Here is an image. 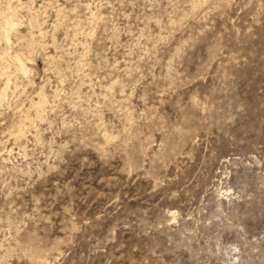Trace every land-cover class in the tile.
Instances as JSON below:
<instances>
[{"label":"rangeland","instance_id":"1","mask_svg":"<svg viewBox=\"0 0 264 264\" xmlns=\"http://www.w3.org/2000/svg\"><path fill=\"white\" fill-rule=\"evenodd\" d=\"M20 2L0 264H264V0Z\"/></svg>","mask_w":264,"mask_h":264},{"label":"bare ground","instance_id":"2","mask_svg":"<svg viewBox=\"0 0 264 264\" xmlns=\"http://www.w3.org/2000/svg\"><path fill=\"white\" fill-rule=\"evenodd\" d=\"M10 2H12V0L10 1ZM9 1H8V3H10ZM44 2V1H43ZM8 3H7V5H8ZM200 3V2H199ZM25 4V3H24ZM201 4V3H200ZM22 5H23V3L22 2H20V0H13V2L12 3H10L8 6H7V10H5L6 12H4V14L2 15L3 16V19L2 18H0V19H2V22L0 23V32L2 33L1 35H3L2 36V39L6 42L4 45H7V44H10V38H11V34L14 36V35H17L18 33H19V29H18V26H19V23H18V14H19V12L21 11L20 10V8L22 7ZM45 5V4H44ZM57 6H58V4H57ZM56 6V7H57ZM6 7V6H5ZM61 7V10H63V8H62V6H60ZM25 8H27L26 6H25ZM33 9V8H32ZM58 9H59V7H58ZM26 10H28V8L26 9ZM60 10V9H59ZM59 10H57V11H59ZM29 11V10H28ZM64 11V10H63ZM37 12V11H36ZM93 13V12H92ZM2 14V13H1ZM0 14V15H1ZM33 14V13H32ZM61 14H62V11H61ZM91 14V13H90ZM58 15H60V14H58ZM92 15V14H91ZM93 15H95V14H93ZM32 16V15H31ZM37 16V15H36ZM91 19V18H90ZM89 22V21H88ZM22 23V22H21ZM29 25H30V23H29ZM37 25V24H36ZM77 25V24H76ZM28 27V26H27ZM32 26H30V28H31ZM32 30L33 29H31V31L30 32H32ZM35 32L37 31V30H34ZM40 31V30H39ZM38 31V32H39ZM15 33V34H14ZM29 33V32H28ZM33 33V32H32ZM31 33V34H32ZM30 34V35H31ZM35 34V33H34ZM41 34V33H40ZM1 38V37H0ZM22 38V37H21ZM26 39H28V38H26ZM31 42H33V41H31ZM25 43H26V41H25ZM29 43H30V40H29ZM3 45V46H4ZM33 45V44H32ZM31 45V46H32ZM28 46H30V45H28ZM5 48H8V47H5ZM12 49V48H11ZM17 49V48H16ZM15 49V50H16ZM7 50V49H6ZM4 52V51H3ZM25 52V51H24ZM5 53V55H4V57H5V59H6V63H4V66H0V99L2 100V95L4 94V92H5V90L9 87L10 88V86H11V84L14 82L13 80H14V77H16V76H27L28 75V73H29V71H30V69H29V66H28V63H27V61H26V56L24 55V53L23 52H21L19 49L18 50H16V51H11L10 49L8 50V51H5L4 52ZM26 55H28V54H26ZM45 55V54H44ZM47 55H50V54H48L47 53ZM2 56V55H1ZM52 58V57H51ZM50 58V59H51ZM4 59V60H5ZM49 59V58H48ZM50 59H49V61H50ZM28 60V59H27ZM46 60H47V58H46ZM2 61V60H1ZM50 64V63H49ZM17 78V77H16ZM15 78V79H16ZM21 78V77H20ZM18 79V78H17ZM16 79V80H17ZM29 79V78H28ZM19 83V82H18ZM15 84H17V83H15ZM20 84V83H19ZM43 85V84H42ZM42 85H41V87H42ZM14 86V85H13ZM18 87V86H17ZM41 89H43V88H41ZM38 90H39V87H38ZM6 91H9V90H6ZM42 91V90H41ZM13 92V91H12ZM40 92V91H39ZM39 92H37V90H36V93H38L39 94ZM43 92V91H42ZM45 93V92H44ZM55 93V92H54ZM42 95H43V93H42ZM3 96H5V95H3ZM33 97V96H32ZM38 97V96H37ZM4 98V97H3ZM45 98V96H42V97H40V99H38L39 101H37L35 104H36V106L37 107H40V106H43L44 107V105H42V103H43V99ZM36 99V98H35ZM0 100V101H1ZM29 100H30V98H29ZM33 100V99H32ZM34 101H36V100H34ZM45 101H47V99L45 100ZM33 103V102H32ZM33 103V104H34ZM29 104H31V103H29ZM28 107V106H27ZM32 107H34V106H32ZM28 108H30V107H28ZM35 108V107H34ZM27 109V108H26ZM36 109V108H35ZM34 109V110H35ZM42 109V108H41ZM28 110V109H27ZM36 111L37 112H39V110H37L36 109ZM36 111H34V112H36ZM23 112V111H22ZM42 112V111H41ZM24 113H26L25 111H24ZM35 116V115H34ZM17 117H20L19 115L17 116ZM22 117H24V115L22 116ZM21 118V117H20ZM28 117L26 116L25 117V119H27ZM29 118H33V117H29ZM35 118V117H34ZM21 119H23V118H21ZM20 119V120H21ZM28 120H30V119H28ZM22 121V120H21ZM21 121H19L20 123H22L23 124V122H21ZM33 122V121H32ZM20 123L18 124V125H20ZM29 123V122H28ZM16 124V123H15ZM31 124V123H30ZM24 125H26L25 123H24ZM34 125V124H33ZM15 127H17V125H14ZM27 126L29 127V124H27ZM19 127V126H18ZM25 127V126H24ZM12 128H14V127H12ZM11 128V129H12ZM17 129V128H16ZM15 129V130H16ZM9 130V129H8ZM7 130V132L9 133V132H12V131H8ZM14 130V131H15ZM20 130V129H19ZM19 130L16 132V133H19ZM22 130H24V128L22 129ZM11 134H14V133H10V135ZM9 135V134H8ZM15 135V134H14ZM17 136V135H16ZM18 136H20V134L18 135ZM18 136L17 137H15L16 139L18 138ZM19 139H20V137H19ZM14 141V140H13ZM19 141V140H18ZM3 149V148H2ZM10 149V148H9ZM1 152V151H0ZM9 153V152H8ZM4 159V158H3Z\"/></svg>","mask_w":264,"mask_h":264}]
</instances>
